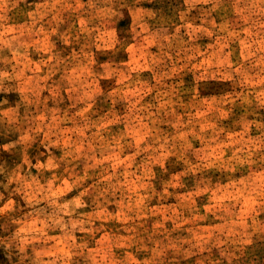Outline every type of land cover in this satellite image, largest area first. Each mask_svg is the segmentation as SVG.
<instances>
[{
  "label": "rangeland",
  "instance_id": "1",
  "mask_svg": "<svg viewBox=\"0 0 264 264\" xmlns=\"http://www.w3.org/2000/svg\"><path fill=\"white\" fill-rule=\"evenodd\" d=\"M0 264H264V0H0Z\"/></svg>",
  "mask_w": 264,
  "mask_h": 264
}]
</instances>
